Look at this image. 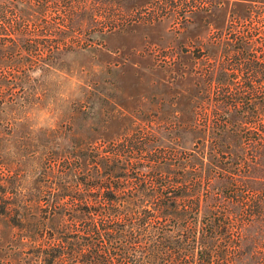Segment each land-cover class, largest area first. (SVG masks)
<instances>
[{
	"label": "rangeland",
	"instance_id": "obj_1",
	"mask_svg": "<svg viewBox=\"0 0 264 264\" xmlns=\"http://www.w3.org/2000/svg\"><path fill=\"white\" fill-rule=\"evenodd\" d=\"M37 16L1 46L0 264L57 262L74 184L136 150V175L173 154L167 182L197 184L198 218L214 202L231 216L217 264H264V0H71L67 23Z\"/></svg>",
	"mask_w": 264,
	"mask_h": 264
},
{
	"label": "trees",
	"instance_id": "obj_2",
	"mask_svg": "<svg viewBox=\"0 0 264 264\" xmlns=\"http://www.w3.org/2000/svg\"><path fill=\"white\" fill-rule=\"evenodd\" d=\"M53 9H60L62 21L71 13V0H0V54L6 39L14 42L24 34L21 18L28 14L37 18ZM63 21L67 23L68 19ZM43 26L49 29L48 24ZM69 29L71 25L59 26L60 37ZM38 46L30 44L27 49L39 50ZM40 46L49 48L48 44ZM126 139L121 146L132 148L137 144L136 137ZM140 152H123L119 156L121 165L115 171L108 163L109 156L100 157L105 164L99 178L88 181L90 175L85 174L80 180L82 186L78 181L74 184L71 249L68 241L61 238L52 254L57 262L40 264H217L218 258L232 254L231 216L220 212L214 202L209 212L198 218V199L191 197L184 202L196 193L197 184L191 186L190 193L188 186L167 182L173 154L150 153L146 159L151 160L152 174L148 180L136 175L138 166L130 158L143 160ZM117 175L122 176L120 181L110 179ZM240 197V203L246 205L247 196Z\"/></svg>",
	"mask_w": 264,
	"mask_h": 264
}]
</instances>
